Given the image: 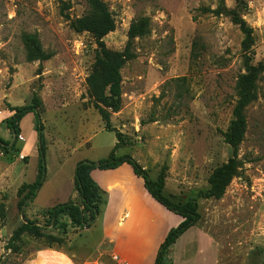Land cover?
<instances>
[{
  "label": "rangeland",
  "instance_id": "rangeland-1",
  "mask_svg": "<svg viewBox=\"0 0 264 264\" xmlns=\"http://www.w3.org/2000/svg\"><path fill=\"white\" fill-rule=\"evenodd\" d=\"M107 3L116 30L105 44L130 57L121 69V109L111 113L112 127L125 141L116 156H132L152 179L167 165L164 195L175 203L197 200L201 214L197 229L169 252L166 264H264V73L258 98L246 111L240 176L222 199L198 197L209 189L212 172L232 155L222 133L233 120L235 86L248 55L232 14L254 30L253 64L264 62V0ZM88 10L87 0H0V136L14 143L9 153L0 151V204L8 211L0 227V260L6 264H22L47 246L44 239L25 235L20 254L6 249L25 217L46 225L49 209L75 201L78 163L107 159L118 142L88 95L98 45L92 34L71 25ZM142 19L149 21L146 33L130 40L131 25ZM28 36H37L46 59H29ZM34 97L43 104L46 154L42 186L27 200L24 186L39 178L37 116L30 112L22 118L16 139L6 120L13 115L10 107L27 106ZM28 143H34L32 151ZM96 223L82 235L61 218L57 228L52 224L44 232L64 236L62 248L79 260L88 251L74 243H95L102 235ZM97 260L113 263L105 249Z\"/></svg>",
  "mask_w": 264,
  "mask_h": 264
},
{
  "label": "trees",
  "instance_id": "trees-1",
  "mask_svg": "<svg viewBox=\"0 0 264 264\" xmlns=\"http://www.w3.org/2000/svg\"><path fill=\"white\" fill-rule=\"evenodd\" d=\"M238 1L243 3L244 0ZM87 2L89 6L88 12L73 21L71 25L78 33L88 32L92 34L98 45L96 62L87 78L88 95L91 104L104 121L105 129L109 132H114L118 142L107 159L98 162H87L84 160L78 163L74 183L80 202L71 201L49 209L47 211L48 219L46 225H41L37 220L32 221L25 217L24 222L14 230L6 249L11 250L13 254H20L25 235L33 236L36 239H44L47 247L58 246L62 248L65 245L64 236L60 237L45 233L44 227L53 224L54 228H57L61 218L68 219L74 228H89L96 223L97 216L102 212L101 208L107 204L108 193L103 191L94 181L91 175L92 171L95 169L112 170L124 163H128L134 169L135 174L144 179L145 187L153 198L168 210L183 218V221L176 228L169 231L158 251L155 264H166V256L178 239L199 223L201 214L199 213L198 202L193 199L184 204L175 203L171 200V197L164 195L167 165L162 168L157 179H152L149 172L132 156L124 155L119 158L116 156V151L125 144V141L122 133L112 127L111 113L119 112L121 109V69L130 57L126 52L110 50L105 44V37L116 30V21L107 0H87ZM232 18L234 23L240 27L244 36L242 48L248 54L245 59L246 72L237 79L233 120L228 130L222 133L225 143L232 149V155L226 163L218 166L212 172L208 180L209 189L206 192H200L198 196L204 199H222L232 181L241 174L243 162L239 159V149L247 132L246 111L258 98L257 85L264 73V62L255 65L249 55L254 44V30L240 14L233 13ZM148 25L149 21L147 19H142L138 23L134 22L130 28L129 39L132 40L139 35L145 34ZM27 42L30 47L29 59L31 61L47 58L40 48L37 36H28ZM42 105V102L37 97H34L32 103L27 106L10 107L13 115L6 120L7 129L11 132L13 138L16 139L20 134L19 123L22 118L30 112H34L37 116L38 158L40 160L39 178L35 184L24 186L29 189V193L26 196L27 200H33L36 197L43 181V162L46 148L43 139L44 127L39 110ZM13 148V141L6 140L0 136V151L6 154ZM24 202H21L20 206ZM7 214L5 203H1L0 227L5 225ZM6 262L5 260H0V264H6Z\"/></svg>",
  "mask_w": 264,
  "mask_h": 264
},
{
  "label": "crops",
  "instance_id": "crops-1",
  "mask_svg": "<svg viewBox=\"0 0 264 264\" xmlns=\"http://www.w3.org/2000/svg\"><path fill=\"white\" fill-rule=\"evenodd\" d=\"M33 144L28 143L31 151ZM91 175L98 186L108 193L109 203L96 219L102 232L99 239L95 243L84 240L83 245L74 243L76 248L88 251L87 256L78 260L76 255L64 248L46 246L22 264H98L97 259L104 249L112 256H119V260H112V264H155L160 245L183 218L162 207L146 189L144 179L137 176L128 163L112 170L95 169ZM76 196L75 202H80L78 192ZM196 226L178 239L170 253L192 230L197 229ZM76 229L84 235L91 227Z\"/></svg>",
  "mask_w": 264,
  "mask_h": 264
},
{
  "label": "built area",
  "instance_id": "built-area-1",
  "mask_svg": "<svg viewBox=\"0 0 264 264\" xmlns=\"http://www.w3.org/2000/svg\"><path fill=\"white\" fill-rule=\"evenodd\" d=\"M113 260L118 261L119 260V256H112ZM99 264V263H98Z\"/></svg>",
  "mask_w": 264,
  "mask_h": 264
},
{
  "label": "water",
  "instance_id": "water-1",
  "mask_svg": "<svg viewBox=\"0 0 264 264\" xmlns=\"http://www.w3.org/2000/svg\"><path fill=\"white\" fill-rule=\"evenodd\" d=\"M25 207H26V205L22 208L23 210H22V214L24 213V209H25Z\"/></svg>",
  "mask_w": 264,
  "mask_h": 264
}]
</instances>
